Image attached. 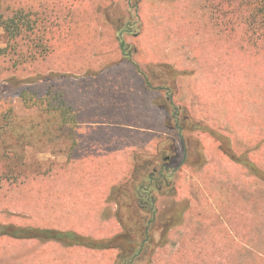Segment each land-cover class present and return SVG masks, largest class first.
<instances>
[{
	"label": "rangeland",
	"instance_id": "374dc122",
	"mask_svg": "<svg viewBox=\"0 0 264 264\" xmlns=\"http://www.w3.org/2000/svg\"><path fill=\"white\" fill-rule=\"evenodd\" d=\"M221 1L0 0V47L13 40L6 17L22 7L49 19L52 45L23 72L25 55L0 59V264H120L111 241L143 239L136 212L154 220L133 264H264V36L240 20L214 24ZM53 77L72 90H48ZM143 81L166 95L178 152L167 139L144 155L159 122ZM73 131L83 142L64 161ZM128 145L127 181L163 175L153 214L119 185ZM15 228L43 238L6 233Z\"/></svg>",
	"mask_w": 264,
	"mask_h": 264
},
{
	"label": "trees",
	"instance_id": "16d2710c",
	"mask_svg": "<svg viewBox=\"0 0 264 264\" xmlns=\"http://www.w3.org/2000/svg\"><path fill=\"white\" fill-rule=\"evenodd\" d=\"M221 2V5H209L212 11L211 19L214 24H219L224 28H230L232 24L235 25L237 24V21L240 20L241 24L245 26L244 28L251 29L250 33L252 36H264V0H222ZM12 10L13 15L10 18L6 17V20L9 22L4 24V30L8 32L10 38L13 40L7 43L5 47H0V59L3 60L6 57V54L9 53H13L16 57L19 55H25L26 59H22V62L15 65L16 71L20 70L23 72L27 61L28 66H32L37 60H42L47 52H50L52 45L48 35L45 33L46 27L44 25L49 19L45 16L40 17L36 10L28 7H22L19 10L14 8ZM0 17L2 16L0 15ZM168 73L172 76V72L168 71ZM180 128L182 127L180 126ZM196 128L197 126H195L193 130H196ZM205 130L210 133L212 132L211 134H213L212 130L208 128ZM227 152H229V150ZM243 163L249 168H252L257 175L258 172H260L249 160L245 159L242 164ZM156 180L157 179H154V176L150 173L145 175L143 180L141 178L134 181L132 178L125 183V189L129 192V197L131 198L134 207L139 206L140 209L147 210L146 213H154L155 197L151 195L149 190L151 186H154L155 183L157 184ZM120 188L121 186L117 189ZM117 195L115 198L119 200V196ZM133 209L134 212H136V209ZM136 216L138 222L141 224L140 227H142L140 230L143 231V235L147 236L145 231L146 228H149L151 223H153L154 215L147 219H142L138 217L139 214L136 212ZM6 233L19 237L43 238L40 233H22L20 228L8 230ZM138 238L139 237H131L128 232H123V234L112 238L111 247L113 244H122L118 245L121 250L119 254L121 258L120 264H126L129 259L138 252L142 243V240L139 241ZM78 241L84 243L80 238ZM134 261L130 264H133Z\"/></svg>",
	"mask_w": 264,
	"mask_h": 264
},
{
	"label": "crops",
	"instance_id": "0c3cea01",
	"mask_svg": "<svg viewBox=\"0 0 264 264\" xmlns=\"http://www.w3.org/2000/svg\"><path fill=\"white\" fill-rule=\"evenodd\" d=\"M50 80H51V83L48 81L49 84L47 85V89L48 90L51 87L50 84H55L56 85V87L58 89L56 91H57L58 94H60L59 92H61V93H64L65 92L66 93V92L72 90V87L70 85H67L66 88L63 87V90H61V91L59 90L62 87L60 85L61 84L60 82H62L61 81L62 80L61 78L57 80V78H54L53 77V80L52 79H50ZM54 80H57V81L55 83H53L52 81H54ZM143 82H144V86L140 87V89H143V92L142 93H144V99L151 106V109L153 108V109H155V110L158 111V122H159V126H158V128L156 130H153V133H156L157 137H154V139L151 140V143H152L151 151H147L144 154L146 156H150V155H156L158 152H160V150L164 147V142L167 139L175 140L176 138H175V135L173 133V129H171L167 125V120H168L169 112H168V110H167V108L165 106H163L162 104L159 103V101H160L159 99L166 97V95H164V93H163L162 88L160 87L159 84H155L154 83V85H152V87H151L149 85H146V82L145 81H143ZM138 90L139 89H137L136 91H138ZM164 92L167 93L168 90L167 89H164ZM47 93L49 94V91H47ZM63 102L65 104V107L69 109L70 108V104L69 103H66L64 100H63ZM149 124L152 125V123H149ZM198 137L199 138L200 137H203V139L205 137L208 140L210 138L207 133H203V134L200 133L198 135ZM180 139H181V137H180ZM68 140L69 141L66 143V147H65L66 153L65 152L63 153L64 161H67V159L70 158L69 155L78 146V142L79 141H81V143L83 142V137H80L79 132L73 131V132H71V137L68 138ZM130 141H132V139H130ZM140 142L141 143H145L144 140H141ZM136 143L138 144L139 142H136ZM174 144H175V147L177 149L176 151L178 152V147L179 146H178V143L176 142V140H175ZM144 145H146V144H141L140 147H144ZM133 149H136V145H128V155L126 154L125 157H126V160H127L126 167L128 165V167H130V168H129L128 172L126 170V176L120 182L119 185H121L122 183L126 182L127 179L130 178V176H131V174H132V172L134 170V163L135 162H134V159H133V156H132L133 153H131L133 151ZM59 159H57V160H59ZM111 217H112V219L114 218V216H111ZM114 226H115V228H114ZM112 229L114 231L109 230L110 232L108 231L109 232L108 233V236H111L113 234H116V232H118V230H119V225H112ZM18 264H19V262H18Z\"/></svg>",
	"mask_w": 264,
	"mask_h": 264
},
{
	"label": "flooded vegetation",
	"instance_id": "af4514ba",
	"mask_svg": "<svg viewBox=\"0 0 264 264\" xmlns=\"http://www.w3.org/2000/svg\"><path fill=\"white\" fill-rule=\"evenodd\" d=\"M177 128L178 129H180V127L179 126H177ZM188 158H187V153H186V151H184V164L186 163V160H187ZM155 172V171H154ZM162 172V171H161ZM152 176H154V173H152L151 174ZM160 176L162 177L163 175L162 174H160ZM160 176L159 177H154V179L156 178V179H158V178H160ZM158 184V183H157ZM154 186H156V184H154ZM154 186H151L150 187V190L151 189H153L154 188ZM159 186V185H158ZM149 190V191H150ZM151 192V191H150ZM146 233H147V236H145V235H143L144 237H143V239H142V243H141V246H140V248H139V250H138V252L136 253V254H134L130 259H129V261L126 263V264H130L132 261H134L135 260V258L142 252V249H143V247H144V245H145V243H148V241H149V228H146V231H145ZM151 234H152V232H151Z\"/></svg>",
	"mask_w": 264,
	"mask_h": 264
}]
</instances>
